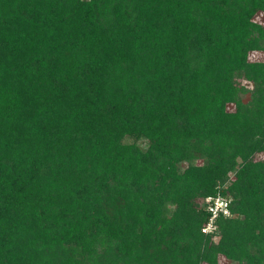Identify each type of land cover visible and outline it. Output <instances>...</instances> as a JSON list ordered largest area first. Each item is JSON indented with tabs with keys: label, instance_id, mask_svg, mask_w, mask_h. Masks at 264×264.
Segmentation results:
<instances>
[{
	"label": "trees",
	"instance_id": "obj_1",
	"mask_svg": "<svg viewBox=\"0 0 264 264\" xmlns=\"http://www.w3.org/2000/svg\"><path fill=\"white\" fill-rule=\"evenodd\" d=\"M258 14L0 0V264H264Z\"/></svg>",
	"mask_w": 264,
	"mask_h": 264
},
{
	"label": "built area",
	"instance_id": "obj_2",
	"mask_svg": "<svg viewBox=\"0 0 264 264\" xmlns=\"http://www.w3.org/2000/svg\"><path fill=\"white\" fill-rule=\"evenodd\" d=\"M229 197L222 196L219 192L215 195H208L204 198L205 210L208 212L206 221L201 225L202 233H212L215 231L214 221L218 214L229 215L227 205ZM225 212L228 214L225 215Z\"/></svg>",
	"mask_w": 264,
	"mask_h": 264
},
{
	"label": "rangeland",
	"instance_id": "obj_3",
	"mask_svg": "<svg viewBox=\"0 0 264 264\" xmlns=\"http://www.w3.org/2000/svg\"><path fill=\"white\" fill-rule=\"evenodd\" d=\"M264 15H259L255 18L257 21H261L263 19ZM262 56H263V53L262 52H250L248 54V59L249 60H261L262 59ZM232 107V104H229L228 105V108L230 109ZM214 239L216 240L217 238L214 237ZM220 263H224L225 261L223 259H220L219 260Z\"/></svg>",
	"mask_w": 264,
	"mask_h": 264
},
{
	"label": "clouds",
	"instance_id": "obj_4",
	"mask_svg": "<svg viewBox=\"0 0 264 264\" xmlns=\"http://www.w3.org/2000/svg\"><path fill=\"white\" fill-rule=\"evenodd\" d=\"M228 213L227 212H225V215H227Z\"/></svg>",
	"mask_w": 264,
	"mask_h": 264
}]
</instances>
